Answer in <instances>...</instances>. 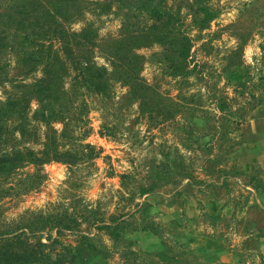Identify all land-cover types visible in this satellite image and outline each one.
Masks as SVG:
<instances>
[{
    "label": "rangeland",
    "instance_id": "374dc122",
    "mask_svg": "<svg viewBox=\"0 0 264 264\" xmlns=\"http://www.w3.org/2000/svg\"><path fill=\"white\" fill-rule=\"evenodd\" d=\"M33 1L90 36L94 65L108 75L111 62L134 59L140 91L114 76L105 97L83 98L90 133L82 144L99 150L94 160L45 164L43 181L27 192L18 183L32 166L0 182V236L48 244L59 217L78 228L28 264H264V172L256 162L264 144L252 122L264 109V0H73L69 9L24 0L25 8ZM22 3L0 0V15ZM17 59L9 51L0 63V101L12 84L41 76ZM43 132L38 126L37 140L25 141L12 132L0 154L40 150ZM112 218L129 226L115 238L104 228ZM147 222L156 233L142 230Z\"/></svg>",
    "mask_w": 264,
    "mask_h": 264
},
{
    "label": "trees",
    "instance_id": "16d2710c",
    "mask_svg": "<svg viewBox=\"0 0 264 264\" xmlns=\"http://www.w3.org/2000/svg\"><path fill=\"white\" fill-rule=\"evenodd\" d=\"M58 1L60 7L66 5L65 9L68 8L66 1L73 2ZM24 5V0L22 6L10 5L0 15V63L9 51H13L22 71L31 73L40 69L41 76L29 83L19 81L12 84L14 92L6 93L5 100L0 101V142L10 143L14 131H19L24 141L37 140L38 126L44 128L43 141L40 150L12 148L0 154V179H3L0 182L18 170L32 166L34 173L18 183V188L27 192L36 189L43 181L45 164L57 162L74 165L98 157L99 150L90 144H82L90 133L88 121L84 120L88 114V105L83 99L85 96L105 97L110 89V78L114 76L121 79L133 95H138L140 88L136 84L138 78L133 76L134 59L111 62L113 71L108 75L106 69L94 65L93 42L84 31L70 32L49 12L40 11L42 7L35 1L28 4L33 5L30 10ZM11 28L12 32L9 33ZM184 42V38L180 39L181 45ZM22 71L19 73L24 74ZM3 76L4 68L0 66V79ZM66 78L70 82L69 87L64 89L63 80ZM31 102L36 104L34 110L30 107ZM7 122L13 123L10 132L6 130ZM54 124H61L62 129L58 132ZM149 191L143 190L141 195ZM54 222L56 238L48 236V244L28 242L23 239V234L0 236V264H28L48 258L44 248L52 251L58 243L57 237L66 230L73 232L79 226L75 220L59 217H55ZM127 227L126 222L112 218V223L104 228L111 238H115ZM142 230L156 233L157 228L147 222Z\"/></svg>",
    "mask_w": 264,
    "mask_h": 264
},
{
    "label": "crops",
    "instance_id": "0c3cea01",
    "mask_svg": "<svg viewBox=\"0 0 264 264\" xmlns=\"http://www.w3.org/2000/svg\"><path fill=\"white\" fill-rule=\"evenodd\" d=\"M253 121L257 127H258V134L255 136V142L263 143L264 144V109L262 108H257L253 112ZM262 146V145H260ZM264 154V153H263ZM257 163L261 164L263 172H264V155L261 157L257 158L256 160ZM260 251L264 256V243H262L260 247Z\"/></svg>",
    "mask_w": 264,
    "mask_h": 264
}]
</instances>
